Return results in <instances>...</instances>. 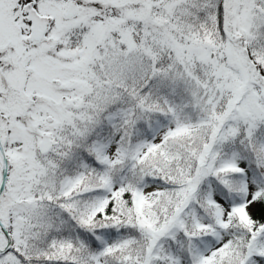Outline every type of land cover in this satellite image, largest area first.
I'll use <instances>...</instances> for the list:
<instances>
[{
	"label": "snow or ice",
	"instance_id": "1",
	"mask_svg": "<svg viewBox=\"0 0 264 264\" xmlns=\"http://www.w3.org/2000/svg\"><path fill=\"white\" fill-rule=\"evenodd\" d=\"M0 264H264V0H0Z\"/></svg>",
	"mask_w": 264,
	"mask_h": 264
}]
</instances>
